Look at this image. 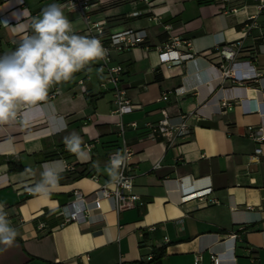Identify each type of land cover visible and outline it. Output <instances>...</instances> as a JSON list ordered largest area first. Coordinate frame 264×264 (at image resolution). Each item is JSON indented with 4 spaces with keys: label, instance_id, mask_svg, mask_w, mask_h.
Returning <instances> with one entry per match:
<instances>
[{
    "label": "crops",
    "instance_id": "0c3cea01",
    "mask_svg": "<svg viewBox=\"0 0 264 264\" xmlns=\"http://www.w3.org/2000/svg\"><path fill=\"white\" fill-rule=\"evenodd\" d=\"M257 1L89 0L90 17L104 20L106 33L147 31L149 48L111 52V62L123 67L120 85L133 109L113 112L112 93L102 88L104 74L94 63L90 72L58 84L60 93L30 111L27 125L0 126V204L18 232L12 247L0 245L5 249L0 264H148L145 257L156 248L162 250L158 264H193L196 254L201 264H212V254L217 264H264V155L254 156L257 144L247 136V126H264V11H258ZM51 4L0 0V56L16 49L9 44L13 34L31 30V14L38 12L36 17ZM63 11L82 35L81 13ZM249 15H255V26L244 33ZM175 37L177 49L191 56L171 60L155 50ZM238 40L236 59L254 64L258 75L231 83L220 76L214 48ZM163 90L169 91L165 100ZM225 99L230 108L221 104ZM162 108L171 124L191 114L187 137L169 143L147 136L144 123L161 118ZM119 121L134 151L128 170L139 202L116 212L113 200L106 199L101 214L89 212L94 221L60 224L52 209L68 203L75 190L89 193L103 182L112 186L107 153L121 145ZM73 132L82 138L87 159L65 147L64 137ZM49 161H64L66 170L51 197L40 198L31 189ZM10 163L21 168L10 170ZM208 188L205 199L218 203L181 200Z\"/></svg>",
    "mask_w": 264,
    "mask_h": 264
},
{
    "label": "built area",
    "instance_id": "2783aa9c",
    "mask_svg": "<svg viewBox=\"0 0 264 264\" xmlns=\"http://www.w3.org/2000/svg\"><path fill=\"white\" fill-rule=\"evenodd\" d=\"M53 4L63 5V8L77 10L81 13L85 24L83 34L84 36L94 37L99 39L105 49L108 51L106 60L97 62V69L104 74V79L101 82L103 89H110L112 93L113 101V112L122 115L130 112L133 109V104L130 103L126 96L125 89L120 85V74L123 70L121 64H113L111 62L112 51H122L129 49L137 45H144L149 48L145 43L147 38V31L145 29H124L116 32L105 31L104 20H94L88 13L89 0H52ZM74 6V7H73ZM258 11H264V0L257 1ZM238 8H232V12H237ZM38 12H33L31 17L37 15ZM255 15H249L245 19L243 31L247 33L252 27L255 26L254 19ZM168 28V26H165ZM31 34L30 29H24L16 32L9 39V44L13 47H17L19 41L23 39L25 35ZM180 41L178 38H174L171 41L164 43L161 46H155V50L162 55H170L168 59L171 60H183L191 56L188 52H183L177 49ZM241 41L230 42L226 44H220L215 46L214 51L216 52V66L220 71V76L223 79H228L231 83H241L245 80H250L258 75L255 70L254 64L249 61L237 60L236 57L241 50ZM166 59V60H168ZM165 60V61H166ZM81 85L82 79L78 80ZM168 90H163L160 94V99L165 100L167 98ZM60 93L57 85H54L49 90V99L54 98ZM261 96L264 98V91H261ZM221 104L227 108L232 106L230 100H223ZM250 109V108H249ZM248 109V110H249ZM162 116L156 121H147L144 123V128L147 132V136L151 139L162 138L165 141L172 143L175 140H180L187 137L191 131L190 125L187 122L188 116L191 114H182L181 121L178 124H171L169 121V115L165 108L161 109ZM130 126H136V122L132 121L129 123ZM264 126L257 128L249 125L247 126V136L256 142L254 148V156L264 155V134H262ZM117 134L121 139V145L107 153V162L109 164L110 156L117 151H122L127 154V165L122 169L124 180L120 183L112 182V186H109L108 182L99 183L97 188L89 193H83L80 190H75L72 199L63 206H60L56 211L52 213L59 217L61 220L60 224L67 222H80L88 219V221H94V218L90 217L89 212L94 211L98 214L102 213V201L106 199H112L114 202V210L119 212L124 209L133 207L140 198L137 193L134 192V174L129 171V165L134 151L126 145L124 138V126L122 121L117 123ZM84 147L91 148L92 143H84ZM66 147V146H65ZM157 166V164H155ZM73 169V167H69ZM97 182L98 179L95 175L92 176ZM210 192V189H205L196 192H190L181 197V200H187L196 198L198 200L207 203H218L215 198L205 199V196ZM87 203L91 204V207L87 206ZM52 215V214H51ZM39 230L43 229L42 224L38 226ZM148 231L153 230V226H148ZM235 237V235H233ZM153 254L149 253L145 259L148 261L152 258ZM212 264H217V257L211 255ZM193 264H201L200 254H196Z\"/></svg>",
    "mask_w": 264,
    "mask_h": 264
},
{
    "label": "clouds",
    "instance_id": "9594fccd",
    "mask_svg": "<svg viewBox=\"0 0 264 264\" xmlns=\"http://www.w3.org/2000/svg\"><path fill=\"white\" fill-rule=\"evenodd\" d=\"M63 7L51 4L42 9L31 18V34L25 35L14 51L0 56V126L14 122L27 125V114L48 100L54 85L70 81L82 70L90 72L92 64L106 60L108 51L101 41L77 34ZM5 143L10 145L11 140ZM64 143L77 158L87 159L78 133L64 137ZM127 161V154L122 151L110 156L106 171L112 182L124 180L122 169ZM41 167V180L31 191L40 198H50L60 186L65 162L49 161ZM8 215L5 205L0 204V245L10 248L18 232Z\"/></svg>",
    "mask_w": 264,
    "mask_h": 264
},
{
    "label": "trees",
    "instance_id": "16d2710c",
    "mask_svg": "<svg viewBox=\"0 0 264 264\" xmlns=\"http://www.w3.org/2000/svg\"><path fill=\"white\" fill-rule=\"evenodd\" d=\"M11 166H10V170H14V169H19L21 168L20 165L18 164H13V163H10ZM84 172H79V174L77 176H80V175H83ZM88 175L91 174V172H88L87 173ZM153 256L150 260L147 261L148 264H158L159 261H160V258L162 256V250L160 248H156L153 250L152 252Z\"/></svg>",
    "mask_w": 264,
    "mask_h": 264
}]
</instances>
